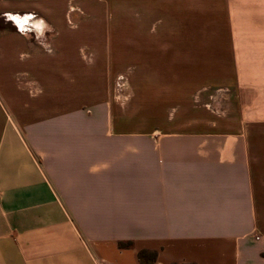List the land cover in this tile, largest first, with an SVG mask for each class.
<instances>
[{"label":"crops","instance_id":"crops-1","mask_svg":"<svg viewBox=\"0 0 264 264\" xmlns=\"http://www.w3.org/2000/svg\"><path fill=\"white\" fill-rule=\"evenodd\" d=\"M146 263L264 264V0H0V264Z\"/></svg>","mask_w":264,"mask_h":264},{"label":"rangeland","instance_id":"rangeland-1","mask_svg":"<svg viewBox=\"0 0 264 264\" xmlns=\"http://www.w3.org/2000/svg\"><path fill=\"white\" fill-rule=\"evenodd\" d=\"M214 88H212L213 90ZM55 90L57 88L55 87ZM110 97L117 107V116L122 119V115L129 113L128 118L130 119L133 126L139 127L141 123H145V117L140 115L141 111V100L139 85L125 84V83H115L109 85ZM214 91V90H213ZM217 91H214L216 93ZM218 93V92H217ZM203 103V99L199 100ZM169 121L171 116H167ZM127 119V118H126ZM148 120L154 118H147ZM159 120H161L159 118Z\"/></svg>","mask_w":264,"mask_h":264},{"label":"trees","instance_id":"trees-1","mask_svg":"<svg viewBox=\"0 0 264 264\" xmlns=\"http://www.w3.org/2000/svg\"><path fill=\"white\" fill-rule=\"evenodd\" d=\"M119 245H120V246H124L125 244H124V243H119ZM143 253H144V252H141V253L139 254V257H140V258L143 256ZM146 264H149V263H146Z\"/></svg>","mask_w":264,"mask_h":264}]
</instances>
